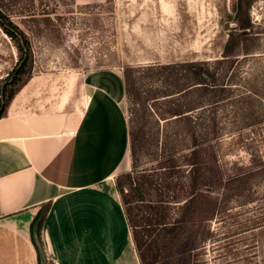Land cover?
Listing matches in <instances>:
<instances>
[{"label":"rangeland","instance_id":"rangeland-1","mask_svg":"<svg viewBox=\"0 0 264 264\" xmlns=\"http://www.w3.org/2000/svg\"><path fill=\"white\" fill-rule=\"evenodd\" d=\"M224 1L231 11L234 0ZM222 2L0 0L1 10L26 32L33 54L31 74L5 114L74 107L86 71L122 70L117 62L135 67V84L148 98L142 114L144 150L175 141L174 159L186 170L183 156L193 149L187 128L213 136L202 146L218 169V187L205 191L215 201V212L190 224L176 264H264V0L250 6L251 25L241 36L249 40L240 41L230 65L218 59L228 34L240 33L239 18L226 29L218 11ZM27 10L36 19L48 16L51 30L24 19ZM17 59L14 43L0 27V85ZM199 70L215 77L207 81L209 93L200 97L202 81L193 77ZM197 100L195 110L185 111ZM174 110L185 111L190 121L179 120ZM133 116L127 110L128 119ZM151 162L142 157L140 166ZM183 197L176 199L174 212ZM193 236V247L185 251Z\"/></svg>","mask_w":264,"mask_h":264},{"label":"crops","instance_id":"crops-1","mask_svg":"<svg viewBox=\"0 0 264 264\" xmlns=\"http://www.w3.org/2000/svg\"><path fill=\"white\" fill-rule=\"evenodd\" d=\"M122 70L86 71L74 107L0 118V264H139L114 177L129 167Z\"/></svg>","mask_w":264,"mask_h":264},{"label":"trees","instance_id":"trees-1","mask_svg":"<svg viewBox=\"0 0 264 264\" xmlns=\"http://www.w3.org/2000/svg\"><path fill=\"white\" fill-rule=\"evenodd\" d=\"M254 1L234 0L231 11L226 9L224 0L218 6L221 15L220 23L227 29L228 23L237 17L240 29L239 34H228L222 44V58L218 59V63L230 65L232 61L229 59L235 55L240 41L249 40L241 36L248 34L247 29L251 25L248 12ZM26 15L29 17L24 19L36 21L37 27L38 21H41L46 33L51 30L52 23L45 14L36 19V14L27 10ZM0 27L14 43L18 55L16 63L7 72L0 85L1 118L5 115L21 83L30 76L33 54L26 32L1 8ZM38 29L42 30L40 27ZM186 63L188 64L185 66L189 68L193 65L191 62ZM114 66L122 67L127 110L134 115L128 119L130 169L121 171L114 177L115 189L130 230L133 247L139 264H176L177 249L188 232L190 224L192 225L197 219H209L215 212V201L209 192L205 193V191H213L218 187V169L207 157V149L202 146L203 142L209 143L213 136L211 137L209 132L200 134L193 126L187 128L186 133L191 137L193 149L189 155L183 156L186 158L185 165L188 166L186 170H181L183 168L176 164L174 159V154L178 150L175 141H172V145L169 146L165 140L159 148L155 145V148L144 150L146 145L142 114L148 98H143L141 90L135 84L133 78L135 67L117 62ZM193 77L195 80L202 81L198 82L203 85L202 88H197L200 93L198 97L208 94L210 90L207 81L211 79L213 81L214 74L208 70H199L194 72ZM198 103L197 100L185 111L192 112L198 107L196 106ZM185 111L174 110L173 114L179 115L177 117L180 118L179 120L189 122L190 120L184 114ZM142 157H148L152 161L150 167L140 166ZM184 177L187 178L186 182L183 180ZM182 195H184L181 200L183 202L174 212L173 206L179 205L175 202H180L176 199ZM47 210L48 204L41 206L31 221L30 231L33 243V229L37 226L36 233L39 237ZM194 236L192 242H190L191 239L187 240L185 251H190L193 247Z\"/></svg>","mask_w":264,"mask_h":264},{"label":"water","instance_id":"water-1","mask_svg":"<svg viewBox=\"0 0 264 264\" xmlns=\"http://www.w3.org/2000/svg\"><path fill=\"white\" fill-rule=\"evenodd\" d=\"M236 24L235 23H231L230 26L231 27H234ZM36 230H37V226L34 227L33 229V241H34V244L38 250V254H39V260H40V264H45V257H44V253H43V250H42V246H41V243H40V239L36 233Z\"/></svg>","mask_w":264,"mask_h":264}]
</instances>
